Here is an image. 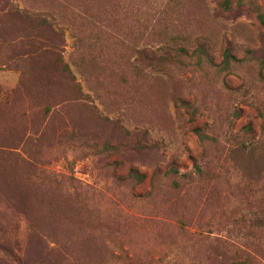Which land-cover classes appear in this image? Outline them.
I'll use <instances>...</instances> for the list:
<instances>
[{"label":"rangeland","instance_id":"obj_1","mask_svg":"<svg viewBox=\"0 0 264 264\" xmlns=\"http://www.w3.org/2000/svg\"><path fill=\"white\" fill-rule=\"evenodd\" d=\"M261 15L0 0V264H264Z\"/></svg>","mask_w":264,"mask_h":264},{"label":"trees","instance_id":"obj_2","mask_svg":"<svg viewBox=\"0 0 264 264\" xmlns=\"http://www.w3.org/2000/svg\"><path fill=\"white\" fill-rule=\"evenodd\" d=\"M260 19H261L262 22H264V16H263V15L260 16ZM225 57H226V59H227V58L234 59V57L229 53V51H226V53H225ZM261 117H262V119H263V120H262L261 131H262V134L264 135V115L262 114ZM262 146H263V144H262Z\"/></svg>","mask_w":264,"mask_h":264}]
</instances>
